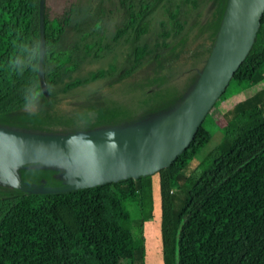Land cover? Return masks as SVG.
Wrapping results in <instances>:
<instances>
[{
	"label": "trees",
	"instance_id": "16d2710c",
	"mask_svg": "<svg viewBox=\"0 0 264 264\" xmlns=\"http://www.w3.org/2000/svg\"><path fill=\"white\" fill-rule=\"evenodd\" d=\"M106 1L44 0L45 94L38 70L39 0H0V124L34 132L90 130L165 111V95L179 84L185 90L195 84L228 0H115L112 7ZM211 1L214 17L199 23L201 9ZM113 17L108 33L105 25ZM192 26H200L198 37L206 41L191 51L202 64L185 79L163 74L172 70L168 56ZM119 47H126L121 65L111 59L79 74L85 63L116 55ZM97 80L99 87L84 90ZM126 81L125 101L105 94ZM231 84L246 97L224 113L226 119L253 108L264 117V11ZM65 102L75 108L62 110ZM122 110L132 113L119 119ZM207 116L189 145L154 173L163 264H264V119L234 141L223 138L197 171L202 164L197 155L212 138ZM30 172L19 168L25 185L38 181ZM39 172L47 187H63L56 170ZM154 174L50 193L0 184V264H147L144 226L152 218Z\"/></svg>",
	"mask_w": 264,
	"mask_h": 264
},
{
	"label": "water",
	"instance_id": "95a60500",
	"mask_svg": "<svg viewBox=\"0 0 264 264\" xmlns=\"http://www.w3.org/2000/svg\"><path fill=\"white\" fill-rule=\"evenodd\" d=\"M263 11L264 0L227 1L216 40L190 94L176 109L173 118L161 126L137 127L131 123L126 127H104L100 131L105 133L98 131L97 136L39 135L0 126V184L50 193L138 178L168 167L189 145L248 54ZM39 31L38 70L46 94L42 71L44 0H39ZM59 159L72 162L73 173L70 172L71 178L65 188H34L23 184L19 168Z\"/></svg>",
	"mask_w": 264,
	"mask_h": 264
},
{
	"label": "rangeland",
	"instance_id": "374dc122",
	"mask_svg": "<svg viewBox=\"0 0 264 264\" xmlns=\"http://www.w3.org/2000/svg\"><path fill=\"white\" fill-rule=\"evenodd\" d=\"M115 0H110V2L106 1V7H112ZM104 5V6H105ZM211 7L206 6L203 9L202 14L199 17V23L209 21L211 17ZM158 11L153 14L152 22L154 23L158 18ZM115 21V17H113L108 23H106L105 27L107 32L109 33L113 29V23ZM198 23V24H199ZM200 25V24H199ZM202 30V29H201ZM206 30V29H205ZM208 31V29L206 30ZM200 34V26H192L188 27L185 34H184V42L182 45L176 49V51L168 56L170 62L173 61L171 64L172 70L167 73L169 76L179 75V78L182 77L185 79L187 75L191 72L192 69H198L202 64V57L196 56L192 57L191 51L194 48H197L199 42L206 44V41L199 38ZM125 50L126 47H119L116 49V55L111 54L107 59L102 61H95V62H88L85 63L79 72V74L86 73L89 69L95 68L98 66L106 65L108 60L113 59L119 65L124 62L125 58ZM188 50V51H187ZM142 76V73H140ZM137 77V76H136ZM134 77V78H136ZM141 77H137L136 79H140ZM133 79V78H131ZM130 81H134L131 80ZM135 79V80H136ZM176 81V79L174 80ZM102 81L97 80L92 82L91 84L85 87L86 90H92L100 86ZM127 81L125 83L117 84L112 86L111 88L105 89V94L109 97L117 100V101H125L126 94L128 90ZM183 84H179L180 88L178 91H172L169 95H165L163 100V104L167 105L168 107L165 111L161 113H156L154 115L148 116L146 119L134 122L137 127H144V126H161L164 123L168 122L171 118H173L176 109L180 106L182 101L190 94L192 90V86L187 88L186 90L182 87ZM226 97L219 98L216 103L213 105L212 109L209 111L208 116L205 121V125L207 129L211 132L212 138L210 142L203 147L197 155V159L202 162V164L198 167L197 171H200L204 168L207 163L210 154L215 150L217 145L223 138H227L229 141H234L237 139L241 134H243L247 129L251 126L259 123L264 119L262 112L258 108H253L247 110L246 112H242L238 114L235 118L228 121L224 116V113L231 108L236 102L242 100L246 97L245 90L239 88L236 85H229L226 91ZM62 110L70 111L73 110V105L70 103H63L61 106ZM132 112H125L122 110V113L119 115V119H124ZM7 126L4 124H0V126ZM129 124H123L120 127H126ZM105 129L104 127H97L90 130H81V129H64V130H54V131H42V132H34L29 131V133L38 134L39 135H91L97 136V132L100 130ZM24 130V129H22ZM26 131V130H25ZM28 132V131H27ZM105 133L103 131H100ZM107 134H111V132H106ZM228 152V151H227ZM29 171H31L30 175L34 178L38 179L36 182L28 181L26 183L27 187H34V188H45L47 187L46 181L44 180L45 177L41 175L39 170H56L55 178L61 180L63 187L68 185L70 181L71 174L73 173L72 169V162L68 159H59L56 161L50 162H41V163H33L30 164L28 167ZM71 172V174H70ZM153 178V186H152V197H153V211H152V218L145 221L144 226V234L146 236V263L147 264H163V249L161 243V233H160V221H161V210H160V195H159V186H158V175H152ZM22 180V178H20ZM25 185V184H24ZM60 188L59 186H56ZM172 191L177 193L175 184L172 183ZM181 193H178V195ZM134 203L129 204L130 212L132 218L135 217V210Z\"/></svg>",
	"mask_w": 264,
	"mask_h": 264
},
{
	"label": "flooded vegetation",
	"instance_id": "af4514ba",
	"mask_svg": "<svg viewBox=\"0 0 264 264\" xmlns=\"http://www.w3.org/2000/svg\"><path fill=\"white\" fill-rule=\"evenodd\" d=\"M212 3H213V1L208 2V3H207V4L201 9L200 15L202 14V11H203L204 8H206V6H210L211 9H212V10H211V11H212V13H211V17L213 18V17H214L215 6H214V4H212ZM212 18H211V19H212ZM211 19H210V20H211ZM209 28H210V27H209ZM209 28H208V31H206L207 28H206V30L204 31L207 35L210 34V31H212L211 28H210V29H209Z\"/></svg>",
	"mask_w": 264,
	"mask_h": 264
}]
</instances>
